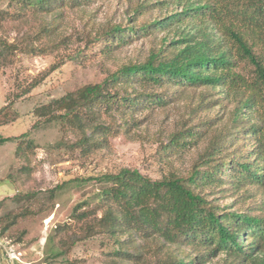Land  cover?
<instances>
[{
    "label": "rangeland",
    "instance_id": "rangeland-1",
    "mask_svg": "<svg viewBox=\"0 0 264 264\" xmlns=\"http://www.w3.org/2000/svg\"><path fill=\"white\" fill-rule=\"evenodd\" d=\"M193 1L64 0L37 10L0 0V39L8 47L0 54V136L12 137L0 145V264H165L170 253L190 251L178 245L165 252L154 236L130 235L121 208L106 193L117 182L97 177L124 168L153 180L202 174L212 143L235 131L234 113L260 121L239 105L241 95L224 85L120 84L121 94L141 92L143 99L124 109L98 106L84 131L60 118L46 121L40 112L125 65L145 62L152 51L183 46L175 41L195 34L197 22L159 26ZM154 22L147 32L140 29ZM114 26L125 29L121 40L109 32ZM37 78L43 80L32 88ZM226 141L216 159L236 157L235 138ZM229 174L226 168L224 181L192 185L221 212L261 209L264 215L261 199L234 190ZM1 242L20 259L10 261ZM227 263L233 258L218 253L203 264Z\"/></svg>",
    "mask_w": 264,
    "mask_h": 264
},
{
    "label": "trees",
    "instance_id": "trees-1",
    "mask_svg": "<svg viewBox=\"0 0 264 264\" xmlns=\"http://www.w3.org/2000/svg\"><path fill=\"white\" fill-rule=\"evenodd\" d=\"M16 1L40 10L64 0ZM168 19L159 29L192 20L198 24L197 32L175 41V45L184 44L177 50L152 51L143 63L125 65L102 83L88 84L54 99L40 115H45L46 121L60 118L72 128L84 131L95 121L98 106L124 109L138 105L143 93L130 95L119 91L120 84L135 82L154 87L224 85L238 93L242 97L239 105L256 111L260 121L250 123L234 113L230 124L235 131L223 132L220 142L212 143L202 174L195 170L186 177L153 180L137 169L124 168L97 178L117 182L106 193L121 208L130 235L154 236L165 252H172L178 245L190 247L185 255L170 253L165 264H203L218 253L232 257L231 264H264L261 209L250 213L221 212L196 190L197 185H192L198 184L199 179L224 181L220 174L228 168L234 190L242 189L248 198L264 203V0H194ZM157 23L141 24L140 29L147 32ZM109 32L121 40L125 29L114 26ZM3 48L8 47L0 39V54ZM42 80L35 79L31 87ZM82 125L84 128L77 127ZM93 132L99 131L94 127ZM226 138H235L233 145L238 146L234 151L236 157L227 159L228 162L215 157L227 148ZM10 140L11 136H0V145ZM83 140L84 145L90 143L87 135Z\"/></svg>",
    "mask_w": 264,
    "mask_h": 264
},
{
    "label": "built area",
    "instance_id": "built-area-1",
    "mask_svg": "<svg viewBox=\"0 0 264 264\" xmlns=\"http://www.w3.org/2000/svg\"><path fill=\"white\" fill-rule=\"evenodd\" d=\"M3 247H5L6 251H7V255H8V259L10 261H16V260H19L20 258L18 257V255L16 253H13V249L10 248L9 250L7 249V246H6V243L4 242H1Z\"/></svg>",
    "mask_w": 264,
    "mask_h": 264
},
{
    "label": "crops",
    "instance_id": "crops-1",
    "mask_svg": "<svg viewBox=\"0 0 264 264\" xmlns=\"http://www.w3.org/2000/svg\"><path fill=\"white\" fill-rule=\"evenodd\" d=\"M2 136V135H1ZM2 137H8V136H2Z\"/></svg>",
    "mask_w": 264,
    "mask_h": 264
}]
</instances>
